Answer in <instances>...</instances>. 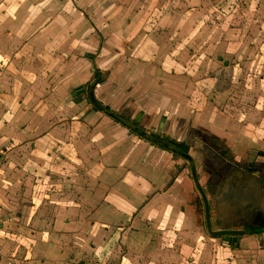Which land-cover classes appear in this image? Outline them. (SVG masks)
Returning <instances> with one entry per match:
<instances>
[{"label":"crops","instance_id":"crops-1","mask_svg":"<svg viewBox=\"0 0 264 264\" xmlns=\"http://www.w3.org/2000/svg\"><path fill=\"white\" fill-rule=\"evenodd\" d=\"M160 1L149 0V8L137 0L149 9L144 20H137L133 6L120 7L118 0H0V100L6 104L0 109L9 111L5 119L16 115L13 123L28 127L18 134L14 128L7 132L9 143H21L19 151L8 155L15 163L6 167L7 177L22 179L2 177L5 186L24 185L29 191L23 207L9 208L21 213L12 222L16 218L28 224L20 248L31 264H79L82 253L75 242L86 237L88 246L95 244L84 253L95 260L89 264H223L222 256L229 253L233 264H241L242 257L245 264H264V233L239 236L235 243L214 232L239 214L235 194L213 189L223 199L210 211L217 222L210 229L205 207L197 204L202 192L176 175L175 164L187 161L77 95L100 71L97 99L132 118L143 113L145 127H158L159 118L166 116L163 132L183 139L197 124L209 141L226 143L235 161L251 157L253 149L264 151V136L252 144L220 127L218 88L224 71L208 80L207 70L222 65L211 49L192 45L199 32L193 25L195 12L185 13L189 20L184 15L171 23L165 16L161 23L156 13ZM165 11L170 14V8ZM89 14H102L109 23H91ZM184 18L187 23L181 22ZM207 43L206 38L203 47ZM26 109L38 113L31 117ZM33 126L46 130L33 136ZM224 132L230 135L226 140ZM35 181L42 184L39 195L33 194ZM51 190L54 210L47 208ZM64 191H71V198ZM7 221L1 225L0 220V264L19 248ZM88 222L96 230H85L81 223ZM77 225L82 230L75 231Z\"/></svg>","mask_w":264,"mask_h":264},{"label":"rangeland","instance_id":"rangeland-1","mask_svg":"<svg viewBox=\"0 0 264 264\" xmlns=\"http://www.w3.org/2000/svg\"><path fill=\"white\" fill-rule=\"evenodd\" d=\"M174 1L176 2L173 3V0H161L158 3L159 6L156 7L158 8V12L156 11V13L159 15V22L166 16L167 21L169 19L171 23H175L180 18H183L186 12L193 10L195 12L192 16H195V18H193V25L196 24L194 27H197L198 29L195 31L199 30V32L198 35L194 37L192 45L196 46V49H205L207 47L208 49H211L212 56L216 57V55H218L220 58H218V60L221 62L220 66H223V68L221 66L217 69L212 66L206 72L207 78L210 81L212 74H215V72L221 74L222 70L224 71L221 79L222 83L218 88L219 97L222 100L220 102V108L223 113L221 122L222 125H220V127L225 129L228 133L235 134L241 139L248 138V141H252V144L254 142H260L264 136V0ZM136 2L137 0H118L120 7H122L123 4L126 8H131V6H133L136 10L137 20H144L146 18V13H149V9L143 10V8L138 6ZM143 5H147L149 8L153 6L150 4L149 0H144ZM168 8H170V14L165 11ZM154 13L155 12H153V14ZM154 17H156V15H154ZM88 18L91 23H96L97 21L109 23V20L103 19L102 14H89ZM186 18L188 20L190 19L189 16H186ZM188 20L184 18L181 22L187 23ZM164 22V20L161 21V23ZM203 28H206L205 31H203ZM209 36H211L210 39ZM206 38L208 39V43L203 47L202 42ZM89 60H91L90 56ZM228 71L231 74H229ZM69 95L70 94H68V96ZM0 105H3L0 106V108H3L6 104L0 100ZM18 112L19 111H17V114ZM8 113L9 111L6 107L5 109H0V199L4 202H8V205L0 202V207L2 209V214L0 213V220L4 221L1 225L8 224L7 220H10L11 230L14 233L11 234L13 236H10V238L15 241V244L19 248H17V253L14 251L12 255L9 254L11 256L4 264H22V262H24V264H31L30 256L28 259H25L24 256L26 254L22 248H20V246L23 248L25 246V239L22 236L25 234V228L28 224L27 222L24 223V221L17 220L16 218L14 219V222H12L13 219H11V217L16 214L21 217V213L18 208H9V206H12L13 204H16L17 207H23L22 203L29 199V194H27L29 191L24 185L14 188L11 184H7L10 187L5 186L6 184H4L5 178H11L14 182H18L19 179H22L20 176H17L16 178L13 176L7 177L8 172L6 171V167L12 165L11 162L13 160V158L12 160L11 158L8 159V155L10 152L12 153V150L19 151L21 144L19 142H14L13 140L9 143L7 132L9 129L11 131L14 128L13 133L18 134L22 133L23 130L28 127H23L17 123L14 124V117L16 115L9 118L10 120L5 119L6 116H9ZM26 113H29L31 117H35L38 111L34 109H26ZM218 113H220V111H218ZM9 121L14 124L13 127L10 125L8 126ZM235 123L237 124L233 125ZM36 127L39 128L38 126ZM45 130L46 127L39 130L33 126L30 132L33 135L38 132L41 133ZM13 142L14 144H17V146L13 147ZM180 159L182 160V158ZM195 169L198 171L200 169L198 162H196ZM2 174H6L5 178L2 177ZM49 175L52 176L50 172ZM41 182L48 183L45 181ZM33 185L37 187L33 191V194L39 195L41 192L40 185L42 184L39 181H35ZM1 186H3L6 190H2ZM45 193V189L42 188V195H45ZM54 194L55 190H51L49 196L53 199V201H51L52 204L47 207L49 210L51 208L54 210ZM58 194L61 195V193ZM64 194L66 198H71V191H64ZM80 197L81 196L78 195V198ZM18 203L21 205H17ZM13 208L15 210L12 214L10 209ZM66 208L69 209L67 206ZM81 224H85V230L89 232L90 230H96V228L91 225V222ZM99 225V228L103 229V223H99ZM74 230L78 231L82 229L77 225L74 227ZM22 231H24V233H22ZM6 238L9 239L8 237ZM84 241L85 243L83 244ZM87 241L86 237V239H81L79 241L76 240L75 242L74 248L82 253L80 255L79 264H89L90 260H94L93 257H89L87 254H84L89 251V248L94 247L95 245L92 242V244H89L88 246L86 244ZM242 255H245V253ZM220 261L221 260H219V262ZM222 263L233 264L232 255L230 253L223 255ZM240 263L245 264L244 257L240 258Z\"/></svg>","mask_w":264,"mask_h":264},{"label":"flooded vegetation","instance_id":"flooded-vegetation-1","mask_svg":"<svg viewBox=\"0 0 264 264\" xmlns=\"http://www.w3.org/2000/svg\"><path fill=\"white\" fill-rule=\"evenodd\" d=\"M89 58V57H88ZM103 74L100 71L96 72V78L92 83L87 86L84 85L83 92L78 96H85L91 101L95 108H98L90 98V89L92 85L98 80L94 87V96L96 97V87L103 82ZM107 110L104 112L106 115L111 117L116 122L122 119L134 121L137 123L139 128V134L135 133L139 137L147 140L153 145L159 146L157 143H164L172 147L174 151H168L173 156L182 158L187 161L184 165L186 166V173H183L185 166L181 163H176L175 168L177 171V177L181 176L183 181L195 185L203 195L201 198L195 201L198 207H205V221L210 229L213 230L215 219L210 216V211L216 207V200L221 198V191L218 190L214 194V190L220 187L223 190V195L235 194L236 205L239 206L238 215L232 218L231 222L225 223L224 228L221 230H214L215 233L219 232L223 237H228L235 243L239 242L243 236V232L252 231L255 229L264 228V151L254 150L251 157H245L235 161L234 155H231L230 148L221 141L219 138L214 141H209L208 136L203 134L202 130L193 124L191 132L188 136L183 139L170 135L163 132L161 126L166 124V116L159 118V126L148 128L143 123L144 114L139 113L135 118L129 117L125 113L115 111L109 108L107 105L99 101ZM113 113L115 117L109 115ZM119 123V122H118ZM170 130L172 126L168 127ZM201 136L198 137L196 135ZM224 140L228 138L227 133H221ZM154 140L155 143L151 142ZM205 139V140H204ZM167 151V150H165ZM194 157H197L195 159ZM196 162L199 163V171L196 168ZM188 175V176H187ZM176 177V176H175ZM203 179V183H201ZM214 189V190H213ZM211 198H210V197ZM208 205V209L206 207ZM249 227V228H246ZM241 236V237H239Z\"/></svg>","mask_w":264,"mask_h":264},{"label":"water","instance_id":"water-1","mask_svg":"<svg viewBox=\"0 0 264 264\" xmlns=\"http://www.w3.org/2000/svg\"><path fill=\"white\" fill-rule=\"evenodd\" d=\"M98 80H96V82L92 85L91 89H90V98L91 100L94 102V104L100 108L102 111L104 112H107L106 108L99 102L95 99V96H94V87L96 86ZM83 92V88H79L77 89V95H80L81 93ZM109 115H112L113 117H115V115L113 113H110ZM203 195V194H202ZM205 196V195H203ZM206 207L208 209V205L206 204ZM263 234L264 233V228H261V229H255V230H252V231H248V232H243L242 234L243 235H255V234Z\"/></svg>","mask_w":264,"mask_h":264},{"label":"trees","instance_id":"trees-1","mask_svg":"<svg viewBox=\"0 0 264 264\" xmlns=\"http://www.w3.org/2000/svg\"><path fill=\"white\" fill-rule=\"evenodd\" d=\"M90 101V100H89ZM91 102V101H90ZM96 110H98L97 108H95ZM117 121V120H116ZM118 122L125 128H128L130 129L131 131L139 134V128L137 125V123H135L134 121H129V120H125V119H122L121 121L118 120ZM151 142L155 143L154 140H151ZM159 145L160 148L164 149V150H167V151H174L175 149H173L172 147L169 148V145H165L164 143H160L158 142L157 143Z\"/></svg>","mask_w":264,"mask_h":264}]
</instances>
